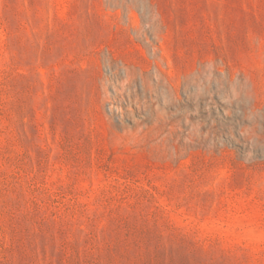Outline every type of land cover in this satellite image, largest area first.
I'll list each match as a JSON object with an SVG mask.
<instances>
[{"label":"rangeland","instance_id":"rangeland-1","mask_svg":"<svg viewBox=\"0 0 264 264\" xmlns=\"http://www.w3.org/2000/svg\"><path fill=\"white\" fill-rule=\"evenodd\" d=\"M0 264H264V0H0Z\"/></svg>","mask_w":264,"mask_h":264},{"label":"bare ground","instance_id":"bare-ground-1","mask_svg":"<svg viewBox=\"0 0 264 264\" xmlns=\"http://www.w3.org/2000/svg\"><path fill=\"white\" fill-rule=\"evenodd\" d=\"M210 73V72H209ZM212 73V72H211ZM200 75V74H199ZM213 75V74H212ZM205 78V77H204ZM202 79V78H201Z\"/></svg>","mask_w":264,"mask_h":264}]
</instances>
